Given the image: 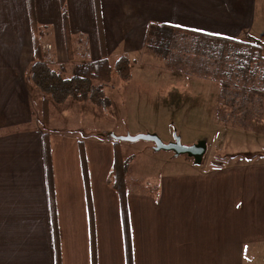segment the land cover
<instances>
[{"label":"crops","instance_id":"crops-1","mask_svg":"<svg viewBox=\"0 0 264 264\" xmlns=\"http://www.w3.org/2000/svg\"><path fill=\"white\" fill-rule=\"evenodd\" d=\"M9 2L11 13L17 12L20 23L26 24L18 44L27 52L25 46H32L28 0ZM34 2L40 25L54 27L63 37L59 45L66 48L60 0ZM260 6L258 13V0H67L73 37L88 41L93 24V41L100 45L99 11L108 55L122 46L132 61L131 53L143 49L151 21L229 38L249 33L264 41V1ZM33 58V53H0V264H57L50 189L62 264H91L79 144L77 159L68 142L49 133L50 177L44 152L46 131L37 124L27 78ZM215 89L219 132L264 138V99L250 103L241 115L235 109L237 116L232 117L231 91L224 92L218 83ZM228 118L240 119L242 128ZM255 152L264 154V146ZM172 176L162 188L156 190L154 185L146 190L145 264H264V158L239 157L225 166ZM91 184L98 264H123L118 196L106 178L96 183L91 174ZM130 206L132 221L131 197ZM109 238L112 242L106 245ZM133 242L135 264H139L134 237Z\"/></svg>","mask_w":264,"mask_h":264},{"label":"rangeland","instance_id":"rangeland-1","mask_svg":"<svg viewBox=\"0 0 264 264\" xmlns=\"http://www.w3.org/2000/svg\"><path fill=\"white\" fill-rule=\"evenodd\" d=\"M261 1L264 0H258V13ZM9 6V0H0V53H33V35L32 46L27 52L19 47L20 31L26 24H22V20L20 23V15L17 12L12 14ZM92 30L93 24L87 33L88 41L81 36L73 37L74 55L69 59L66 48L59 45L63 44V37H60L59 33L57 36L54 27L40 25L39 39L47 53L48 62L65 76H71L79 63L100 58V45L98 41H93ZM47 44L51 47L46 48ZM196 49V43L193 42L189 51L197 53ZM122 50V46L111 50L108 58L112 65L124 54ZM55 53H59V56L56 57ZM131 54L133 56L131 80L124 81L114 71L109 80L94 81L102 87L106 100L76 101L69 98L65 103H57L31 82L28 83L31 106L37 124L51 136L68 142L77 155L73 156L77 159L78 144L82 140L90 172L96 183L105 180L113 163L116 140L109 137L110 133L120 136L157 133L164 142L174 140L175 136L179 135L182 142L188 145L198 142L200 138L208 140V151L199 164L186 154L176 155L172 150H156L151 140L118 141L119 148L127 160L128 188L133 200L134 214L131 224L136 259L139 264H145L147 188L154 185L156 190L162 188L168 177L173 178L170 177L173 173L181 174L191 170H209L225 166L241 157L234 153H253L252 158H264L263 153L255 152L264 146V138L249 137L235 131L219 132L214 105L219 93L215 89L217 82L211 77L204 78L197 72H189V68L171 70L164 56L155 55L151 49L143 47L142 50ZM229 96L231 104L235 106L230 112L232 117L237 116L235 109L239 110L238 115H241L245 108L250 107V103L263 100L248 98L244 101L239 97L232 98L231 94ZM45 97L49 100L47 119L44 118L43 112ZM226 120L242 128L240 119ZM177 177L179 176H175ZM111 242L109 238L105 244L109 245ZM121 242L125 248L124 232L121 235ZM125 258L123 251V264Z\"/></svg>","mask_w":264,"mask_h":264},{"label":"trees","instance_id":"trees-1","mask_svg":"<svg viewBox=\"0 0 264 264\" xmlns=\"http://www.w3.org/2000/svg\"><path fill=\"white\" fill-rule=\"evenodd\" d=\"M63 24L66 36V52L73 58V36L69 27L67 0H60ZM30 25L33 35L34 59L27 69V78L38 90L51 96L57 103H65L69 98L76 101L106 100L101 86L95 80H109L115 71L121 79L129 81L133 78V61L122 54L112 65L108 58L106 42L101 27L100 47L102 56L79 63L71 76H65L47 61V53L39 39L40 24L38 22L34 0H28ZM196 43L197 53L189 51L192 43ZM144 49H151L157 56H164L171 70H187L197 72L200 76L214 79L225 92L231 91L232 98L264 99V41L249 33L241 37H222L188 28L151 21L148 24L144 39ZM191 55V56H190ZM219 108V107H218ZM49 100L43 99L44 118H48ZM111 138V136L109 135ZM113 138V137H112ZM114 159L106 176L107 184L116 192L124 232L126 264H135L134 242L131 224L130 194L128 188L127 160L114 142ZM44 152L48 174L51 177L52 155L51 140L48 132H44ZM79 154L84 178L85 195L90 223L91 264H98V243L96 233L95 212L91 184L90 165L82 140L79 141ZM253 153L239 154L251 158ZM52 213V229L57 264L61 260V238L57 221L54 194L50 189Z\"/></svg>","mask_w":264,"mask_h":264},{"label":"water","instance_id":"water-1","mask_svg":"<svg viewBox=\"0 0 264 264\" xmlns=\"http://www.w3.org/2000/svg\"><path fill=\"white\" fill-rule=\"evenodd\" d=\"M116 141L127 140L135 141L139 139L151 140L154 142L156 150H172L176 155L186 154L194 159L195 163H201L204 159L205 154L208 151V141L205 138L200 139L198 142L193 144H184L179 135H176L174 140L164 142L157 133H140L137 135L120 136L115 133H110Z\"/></svg>","mask_w":264,"mask_h":264},{"label":"bare ground","instance_id":"bare-ground-1","mask_svg":"<svg viewBox=\"0 0 264 264\" xmlns=\"http://www.w3.org/2000/svg\"><path fill=\"white\" fill-rule=\"evenodd\" d=\"M30 46H31V45H30V44H28V45H26V46H25V48H26V49H28Z\"/></svg>","mask_w":264,"mask_h":264},{"label":"built area","instance_id":"built-area-1","mask_svg":"<svg viewBox=\"0 0 264 264\" xmlns=\"http://www.w3.org/2000/svg\"><path fill=\"white\" fill-rule=\"evenodd\" d=\"M46 46H47V47H46ZM45 47H46V48H50V47H51V45H50V44H47V45H45Z\"/></svg>","mask_w":264,"mask_h":264}]
</instances>
